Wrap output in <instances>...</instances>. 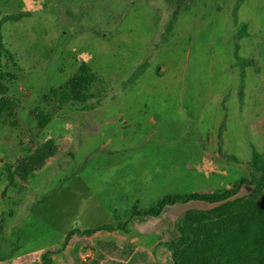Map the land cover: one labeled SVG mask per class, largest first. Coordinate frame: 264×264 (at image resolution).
Returning a JSON list of instances; mask_svg holds the SVG:
<instances>
[{
	"label": "rangeland",
	"instance_id": "obj_1",
	"mask_svg": "<svg viewBox=\"0 0 264 264\" xmlns=\"http://www.w3.org/2000/svg\"><path fill=\"white\" fill-rule=\"evenodd\" d=\"M185 2L189 7L181 9V0H0L16 74L8 85L17 124L0 125L3 165L14 171L11 190L24 191L27 178L43 170L88 162L65 184L54 188L47 181L40 188L36 215L43 223L77 224L86 203L71 187L77 174L109 160L105 151H126L122 159L135 160L137 173H169L165 189L182 192L228 187L249 175L254 151L264 153V0ZM240 22L247 28L238 40ZM83 60L97 71L108 98L90 111L66 108L40 126L33 106L46 112L42 93ZM132 74L139 75L130 84ZM49 140L48 156L24 177L20 161ZM253 191L245 184L239 195ZM115 213L123 221L128 215Z\"/></svg>",
	"mask_w": 264,
	"mask_h": 264
},
{
	"label": "crops",
	"instance_id": "obj_2",
	"mask_svg": "<svg viewBox=\"0 0 264 264\" xmlns=\"http://www.w3.org/2000/svg\"><path fill=\"white\" fill-rule=\"evenodd\" d=\"M93 152L85 151L84 154L91 157ZM105 152L109 160L96 163L92 171L77 174V185L70 186L72 193L80 195L86 203L75 226L70 222L61 224L62 219L43 223L36 215V206L44 193L40 188L43 189L45 182H51L54 188L63 185L88 162L78 166H56L54 173L51 169L41 171L39 168L41 175L27 178L26 189L19 192L11 190L14 178H9V166L3 165L0 152V264H40L48 251H53L54 264H174L165 243L177 236L176 222L188 203L167 205L157 216L137 215L124 227L117 226L116 216L122 217L115 212L125 210L128 215L124 219L127 220L132 205L144 202L148 205L144 208H148L164 194L182 191L165 189L169 173L155 175L151 168L146 175L137 173L138 166L132 162L135 160L129 163L122 159L126 151ZM64 170H68L66 175L54 179ZM157 184L160 189L156 191ZM106 223L114 228L90 234L82 232ZM75 228L81 231L63 245L69 231Z\"/></svg>",
	"mask_w": 264,
	"mask_h": 264
},
{
	"label": "trees",
	"instance_id": "obj_3",
	"mask_svg": "<svg viewBox=\"0 0 264 264\" xmlns=\"http://www.w3.org/2000/svg\"><path fill=\"white\" fill-rule=\"evenodd\" d=\"M188 3L181 0L180 8H188ZM175 21V20H174ZM167 26L165 38L172 30ZM247 24L237 23L238 40L246 33ZM236 40V39H235ZM239 47V41L236 43ZM238 52V51H237ZM247 59H241L240 61ZM14 57L3 40L2 23L0 22V125L17 124L16 99L10 95L8 83L15 79ZM142 74L147 65H142ZM139 74L129 77L130 84ZM102 77V76H101ZM99 79V81H98ZM102 80L97 71L85 60L77 64L76 70L57 87L49 88L42 93L49 109L46 112L37 104L38 124L45 126L49 119L64 109L90 111L104 103L109 94L104 91ZM105 97V98H104ZM52 149V142L41 144L33 154L19 163L23 176L32 173L39 167ZM221 154L231 159L226 153ZM235 158L234 156H232ZM250 173L241 176L230 186L215 190H193L189 192H170L164 194L148 208L133 205L127 220L117 217V226L124 227L130 218L137 215H159L167 205L176 203L203 202L211 205L207 208H189L176 222L177 236L165 244L171 251L174 264H264V153L254 151L249 163ZM12 180L14 171L7 168ZM245 184L254 186V191L246 196L239 195ZM112 224H101L94 228L82 230L90 234L101 229H112ZM79 229H71L63 245ZM53 251L46 252L40 264H54L51 259Z\"/></svg>",
	"mask_w": 264,
	"mask_h": 264
}]
</instances>
